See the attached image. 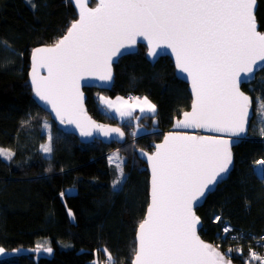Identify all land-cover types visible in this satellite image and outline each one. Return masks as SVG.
Instances as JSON below:
<instances>
[{
	"label": "trees",
	"instance_id": "1",
	"mask_svg": "<svg viewBox=\"0 0 264 264\" xmlns=\"http://www.w3.org/2000/svg\"><path fill=\"white\" fill-rule=\"evenodd\" d=\"M257 3L256 19L264 33V0ZM76 18L70 0H0V148L13 153L10 159L0 157V247H33L45 238L52 249L51 255L23 253L0 264H96L97 258L105 259V250L116 264H130L135 231L148 204L149 175L137 149L147 150L161 139L162 132H148L153 117L165 130L190 105L186 84L175 77L170 58L152 64L145 45L139 44L135 53L114 64L110 89L84 88L88 113L119 124L126 133L123 143H82L53 121L46 131L42 119L51 118L32 99L28 83L30 53L38 45L55 43ZM242 88L257 106L258 98H264V68ZM96 92L147 97L156 112L138 117L135 112L119 123L106 114ZM263 122L259 113L258 120L252 119L249 138L233 148L228 176L196 208L205 223L204 241L219 252L231 249L232 260L239 264H258L241 259L248 248L264 250V181L251 168L255 159L264 158ZM46 143L51 144L50 153L41 149ZM112 150L125 160L117 189L113 181L118 170L108 160ZM213 213L222 214L232 226L223 239L215 236L221 223L210 220Z\"/></svg>",
	"mask_w": 264,
	"mask_h": 264
},
{
	"label": "snow or ice",
	"instance_id": "2",
	"mask_svg": "<svg viewBox=\"0 0 264 264\" xmlns=\"http://www.w3.org/2000/svg\"><path fill=\"white\" fill-rule=\"evenodd\" d=\"M74 3L79 19L54 46L33 50L30 72L35 96L51 105L62 123L67 117L82 136L92 135L81 124V78L89 74L110 80L112 57L126 47L125 42L135 43L137 36H143L150 45L149 56L158 55L161 46L171 49L177 68L191 81L192 111L184 113L178 126L211 128L233 137L245 133L252 101L239 84L254 74L257 61L264 62V33L257 30L254 15L256 0H99L93 9H86V0ZM38 68H46L48 76L38 78ZM138 102L146 106L141 112H156L147 97ZM116 110L121 117L131 115ZM257 112L264 120V98H258ZM92 123L88 121L89 126ZM99 130L105 136L124 135L120 128L99 126ZM231 143L173 133L156 145L154 154L143 153L152 169L151 201L138 225L133 264H224L221 253L197 236L200 221L193 207L229 171ZM41 149L52 151L50 143ZM12 156L10 150L0 148V157ZM117 158L118 153L113 154L109 162ZM118 172L113 187L123 177L122 163ZM108 264H116L110 254Z\"/></svg>",
	"mask_w": 264,
	"mask_h": 264
},
{
	"label": "water",
	"instance_id": "3",
	"mask_svg": "<svg viewBox=\"0 0 264 264\" xmlns=\"http://www.w3.org/2000/svg\"><path fill=\"white\" fill-rule=\"evenodd\" d=\"M94 1L96 2V4L94 6H92L91 5L92 0H86V3H85L86 9H93V8L97 7V5L99 3V0H94ZM70 4L74 8L75 13L77 15V18L75 20H78L79 19V8L74 3V0H70ZM257 4L258 3H257V0H256L255 6H254L255 19H256V14L255 13H256V9H257ZM256 23H257V30L259 32H261V30L259 29V25H258L257 19H256ZM71 24L69 25V27L71 26ZM68 28H67V30H68ZM67 30L64 33V35L61 36V38L58 39V41L60 39H62L65 35H67ZM261 33H263V32H261ZM56 43H54V44H48V45H39V46H36V47H34L32 49V51L30 53V57H29L28 83H29V86H30V89H31V92H32V98L35 101V103L41 109H43L46 113L49 114L51 120L59 128H61V130L63 132L70 133V134L75 135L79 139V141L82 142V143H91V142H94V141H100V142L105 143V144H109L111 142H115V143H120L121 144V143H123L125 141L126 133L124 132V130L122 129V127L119 124L98 121V120L94 119L88 113L87 108H86L87 94H86L84 88H91V87H93V88L104 89V90L110 89L111 86H112V84H113V82H114V76H115V73H114V64L117 63L118 60H119V58H121L122 56L135 53L137 51V47H138L139 44L145 45V47H146L145 57L152 64L155 62V60L158 57H169L170 60H171V62H172V64H173V67H174V74H175V76L179 80H181V81H183V82H185L187 84L188 91L190 92V95H191L190 107L187 110H185L184 112L181 113L180 118H178V119L176 118L174 120L172 126L170 127V131L169 132H166L164 134V136H163V138H162L161 141H158V142H155V143L152 144V146L154 148H153V150L151 152L146 151V150H143V149H137L138 157L143 162H145L146 169H147L148 175H149V181H148V204H147L146 209H145L144 217L140 221V223L145 219L146 213H147V209H148V206H149L150 201H151L150 192H151V180H152V169H151V166H150V163H149V160H148V156L144 155L143 153H147L148 155L154 154L156 152V150H157L156 149V145L157 144H163L164 139H165V136H168L169 134H173V133H175V134H183V135H188V136H193V137L199 136V137H204V138H220V139L229 140V141L232 142L231 143V152H232V147L236 143H238L239 140H240V138H242L247 133V123L245 125V133L241 134L238 137H233L228 132H217V131H213L211 128H196V127H183V126H178V122L184 119V113L185 112H191L192 111V103H193L194 96H193V92H192L191 81L187 78V73L181 72L177 68V66H176V59H175V56L172 54L171 49H169V48H167L165 46H161L160 48H157L158 55L149 56L148 53H149V50H150V45H149L148 40L145 39L143 36H137L135 38V43L125 42L126 43V47L123 48V49H121L120 53H118L116 56H113L112 57V61H111V64H110V68H111V79L110 80H107V81L100 80L98 78V75H89V74H85L81 78L80 85H79V91H80V93H82V97H83V100H82L83 116H82V119H81V124L87 130H90L92 132V135L91 136H82L80 134L81 129L80 128H77V126H76L75 123H72V124L68 123L67 117H65L64 122L62 123L61 120H60V118L57 117L56 116V113L52 110V106L49 105V104H46V103H44L42 101H40L39 98L35 96L34 91H33L32 78L30 76V72L32 71V53H33V50L36 49V48H41V47H51V46H54ZM155 43L156 42L154 41L153 42V45H152L153 47L155 46ZM263 68H264V62L257 61V65L254 66V69H255L254 74H252V75L248 76L246 79H244L243 82H241L239 84V88H240V86H241L242 83H245V82H248L249 80H252L255 77L256 73L259 70L263 69ZM36 75H37L38 78L39 77H47L48 76V71H47L46 68H38ZM240 91H241V89H240ZM250 114H251V111L249 109V115ZM84 117H86L87 119H84ZM88 121L93 122L91 126L88 125ZM99 126H103L105 128H120V130L124 133V135H123V137H119L118 134L111 133L108 136H105V135H103L100 132ZM191 132H195V133H191ZM232 164L233 163H231V165L229 166V171L232 168ZM228 172L226 174L222 175L221 179L224 178V177H226V175L228 174ZM215 185L210 186L209 190H206V192L213 190L214 187H215ZM203 199H204V196L202 198H200L199 202L197 204H195V206L193 208H195L197 205H199L203 201ZM199 227H200V223L197 225V228H196V234H197V236H199V238L204 243L209 244L208 242H205L200 237L199 231H198ZM137 230H138V226H137L136 231H135L136 249L138 247V245H137ZM134 258H135V254H134V256H133L130 264H133ZM224 264H234V263L231 260H228V261H224Z\"/></svg>",
	"mask_w": 264,
	"mask_h": 264
},
{
	"label": "bare ground",
	"instance_id": "4",
	"mask_svg": "<svg viewBox=\"0 0 264 264\" xmlns=\"http://www.w3.org/2000/svg\"><path fill=\"white\" fill-rule=\"evenodd\" d=\"M159 58H161V57H158L156 60H158ZM155 60V61H156ZM175 75V74H174ZM176 77V76H175ZM255 77H256V75H255ZM255 77L252 79V80H249L248 82H245V83H242L241 84V86H240V89H241V91L243 92V93H245V95H247V96H249L250 98H251V104H250V107H249V109H250V111H251V114L249 115V117H248V120H247V133L242 137V138H240V140H239V142L241 141V140H244V139H247V138H249V127H250V124H251V121H252V119L254 118V119H256V120H258V112L256 113V111H255V107H257L256 106V103H254V99H253V97L248 93V92H246L242 87H243V85H247V84H249L250 82H252L254 79H255ZM177 78V77H176ZM178 79V78H177ZM179 80V79H178ZM181 81V80H180ZM183 82V81H182ZM185 83V82H184ZM186 84V83H185ZM186 90H187V92H188V94H189V97H190V99H191V95H190V92L188 91V88H187V84H186ZM43 110V109H42ZM44 111V110H43ZM185 111V110H184ZM184 111H182V112H184ZM45 112V111H44ZM181 112V113H182ZM181 113L179 114V115H176V116H174L173 117V120H172V123L170 124V126L168 127V128H166L165 130H160V128H158L157 127V123H156V119L157 118H155V117H153L152 118V120H151V125H150V129L148 128V132H154V133H158V132H162V137H161V139H159L158 141H161L162 140V138H163V136H164V134L166 133V132H169L170 131V127L172 126V124H173V122H174V120L177 118H180V116H181ZM48 114V113H47ZM143 114H149V115H152V114H154V113H149V112H146V113H143ZM49 115V114H48ZM50 117V116H49ZM54 123V122H53ZM55 124V123H54ZM134 124V128L135 129H138L137 127V125H136V123L134 122L133 123ZM56 125V124H55ZM57 126V125H56ZM57 128H59L58 126H57ZM60 130H61V128H59ZM62 131V130H61ZM63 132V131H62ZM65 133V132H64ZM191 133H195V132H191ZM68 134H70V133H68ZM204 135V134H203ZM141 136V135H140ZM158 141H154V142H152L151 143V145H150V148L149 149H147L146 151H149V152H151L152 150H153V146H152V144L153 143H155V142H158ZM238 142V143H239ZM235 145H237V143L235 144ZM234 145V146H235ZM234 146L232 147V163L234 164V159H233V148H234ZM138 149H140V148H138ZM143 150H145V149H143ZM262 162H264V158H257V159H255L252 163H251V168H252V171H253V173L255 174V176L259 179V180H262V181H264V170H262V168H261V164H262ZM233 164H232V167H233ZM232 169V168H231ZM231 169H230V171H231ZM229 171V172H230ZM229 172H228V174H229ZM228 174L226 175V177L228 176ZM226 177H224V178H222V179H220V181H222L223 179H225ZM219 181V182H220ZM218 182V183H219ZM218 183H216V185L218 184ZM216 185H215V187H216ZM215 187H214V189H215ZM213 189V190H214ZM213 190H211V191H213ZM211 191H207L206 192V194L204 195V199H205V197H206V195H207V193L208 192H211ZM204 199H203V201H204ZM202 201V202H203ZM200 205V204H199ZM198 207V205L195 207V208H193V211H194V213H195V215L197 216V217H199V221H200V227H199V229H198V231H199V235H200V237L202 238V236H201V231H203L204 230V228H205V223H204V221H203V219L201 218V216L196 212V208ZM144 217V216H143ZM143 219V218H142ZM210 220L213 222V223H221L220 224V230L218 229L216 232H215V236L216 237H218L219 239L220 238H224V237H226L227 235H229L231 232H232V226L230 225V222L227 220V219H225L223 216H222V214H216V213H213L211 216H210ZM229 229V231H225V229ZM203 239V238H202ZM204 240V239H203ZM206 242V241H205ZM210 244V243H209ZM211 246H212V248H214L216 251H218V249L216 248V247H214L212 244H210ZM261 248H264V247H261ZM231 249H228L227 251H226V253H223V252H220L221 253V255L224 257V261H228V260H231L234 264H239L238 262H235V261H233L232 260V257H231V255H233V253L230 251ZM219 252V251H218ZM248 256V257H247ZM247 256H244V257H242L241 256V259L243 260V261H246V260H248V259H252L254 262L256 261V262H258V264H263L264 263V250H260L259 248H256V247H250V248H248V255ZM255 262V263H256Z\"/></svg>",
	"mask_w": 264,
	"mask_h": 264
},
{
	"label": "rangeland",
	"instance_id": "5",
	"mask_svg": "<svg viewBox=\"0 0 264 264\" xmlns=\"http://www.w3.org/2000/svg\"><path fill=\"white\" fill-rule=\"evenodd\" d=\"M92 1H94V0H92ZM95 4H96V2L94 4H91V5L94 6ZM96 93H97V96H95V97L97 98L98 102L101 105H103V107L105 108V110L107 112L106 114L115 118L119 123L130 120V118L134 115L135 111H132V109L135 107L133 105V101L137 98L136 95L130 94L127 96L112 97V96L106 95L105 93H102V92H96ZM31 97H32V92H31ZM101 97L104 98L103 101L100 99ZM130 101H132V103ZM109 103H111L112 107H109ZM190 103H191V99H190ZM142 107H146V106L142 105ZM189 107H190V105H189ZM117 108H119L121 111H128L131 113V115L121 117L119 112H117V110H116ZM137 112H138L137 117L139 115L145 113V112H141V111H137ZM42 122H43V127L46 129V131L50 127H52V125L50 124V122H52V120L44 117L42 119ZM56 128H57V126H56ZM141 131L142 130L139 128L135 130L136 133H140ZM117 153H118V157L122 158V160L119 158L113 159L111 163L115 164L117 167V170H118V166H120L121 163H122V165L124 164V161H125L124 157L120 156L118 151L112 150L108 155V160H109L110 156H113V154H117ZM118 177H119V172H118L117 178L114 179V181L117 180ZM122 180H123V177L120 178V183L114 188H116V189L119 188ZM0 248H2L4 250L3 252H0V261L5 260V259H12L13 257H15L18 254L29 253V252H35L36 255H51V253H52V251L51 252L47 251V249L51 248V247H50L49 243L47 242V239H45V238L38 241V243L33 247L19 246V247L13 248V249H7L4 247H0ZM108 261H109V254H108V252L105 251V259L97 258L95 262H96V264H108Z\"/></svg>",
	"mask_w": 264,
	"mask_h": 264
},
{
	"label": "crops",
	"instance_id": "6",
	"mask_svg": "<svg viewBox=\"0 0 264 264\" xmlns=\"http://www.w3.org/2000/svg\"><path fill=\"white\" fill-rule=\"evenodd\" d=\"M136 97V96H135ZM144 97H139L137 96V98L133 101V105L135 106L132 111H140L141 107H142V103L138 102V101H142ZM132 103V101H130ZM152 103V102H151ZM153 104V103H152ZM147 111H145L146 113Z\"/></svg>",
	"mask_w": 264,
	"mask_h": 264
}]
</instances>
